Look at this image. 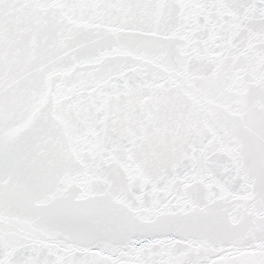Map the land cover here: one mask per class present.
<instances>
[{"label":"snow or ice","instance_id":"obj_1","mask_svg":"<svg viewBox=\"0 0 264 264\" xmlns=\"http://www.w3.org/2000/svg\"><path fill=\"white\" fill-rule=\"evenodd\" d=\"M0 264H264V0H0Z\"/></svg>","mask_w":264,"mask_h":264}]
</instances>
